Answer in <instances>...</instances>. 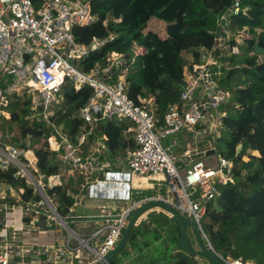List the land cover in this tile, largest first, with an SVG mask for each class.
Wrapping results in <instances>:
<instances>
[{
  "label": "trees",
  "instance_id": "trees-1",
  "mask_svg": "<svg viewBox=\"0 0 264 264\" xmlns=\"http://www.w3.org/2000/svg\"><path fill=\"white\" fill-rule=\"evenodd\" d=\"M37 3L43 0H35ZM96 20L75 26L78 42L89 44L94 38H106L98 50L77 60L82 71H90L97 64L105 67L107 56L117 51L124 56L119 71L128 69V94L137 103L152 98L158 125L171 104L180 100L187 65L201 62V51L210 49L222 33L217 18L234 0H90ZM242 10L230 17L231 37L227 47L217 56L226 55L227 68L218 75V88L225 100L222 125L216 129L214 144L223 156L233 161L232 178L219 184V196L210 202L203 229L214 250L226 261L241 258L254 264H264V60L255 52L256 43L264 48V0H242ZM165 21L166 35L148 27L152 18ZM111 36L114 38L111 39ZM240 39V41H239ZM239 46V53H231ZM185 54L191 55V60ZM264 57V56H263ZM91 88L79 89L69 81L63 85L58 102L44 106L34 115L32 102L26 93L8 96L4 108L9 118L0 115V130L5 140L22 148H34L37 165L46 176L60 172L63 163L49 144L52 129L47 120L62 130L77 144V136L88 128L79 116L86 105ZM123 121L108 120L88 135L81 148L84 155L97 135L107 136L106 145L114 155H126L135 147V140L124 132ZM83 162V160H82ZM16 169L0 168V183L11 185L23 201L31 200L33 189L15 175ZM77 176V173H76ZM77 185L85 182L77 176ZM71 189V190H70ZM78 187L56 184L48 188V195L56 198L57 211L70 221V209L75 204ZM149 195L143 192L142 195ZM141 195H134L138 199ZM144 215V214H143ZM142 217V216H141ZM149 227L138 222L130 232L127 243L111 260L136 254L130 264H198L196 256L178 247L180 223L166 210L150 220ZM158 232L154 240L145 236Z\"/></svg>",
  "mask_w": 264,
  "mask_h": 264
},
{
  "label": "built area",
  "instance_id": "built-area-1",
  "mask_svg": "<svg viewBox=\"0 0 264 264\" xmlns=\"http://www.w3.org/2000/svg\"><path fill=\"white\" fill-rule=\"evenodd\" d=\"M241 3L242 0H234L232 6L218 16L217 26L223 32L217 35L212 48L201 51V62L185 67L180 100L170 105L163 124L158 125L154 101L142 98L137 103L129 96L128 69L118 70L124 61L122 53L111 51L105 67L97 64L90 71H82L76 65L77 60L107 42L106 38H94L91 43L83 44L74 35L75 26L89 25L96 20L90 0H43L40 3L35 0H0V115L10 116L4 109L9 95L26 93V98L32 102L34 115L43 105L48 118L49 108L59 100L66 81L77 89L88 86L92 90L90 98L79 111L88 131L77 136V144L64 131L59 137L54 134L49 136V144L58 160L73 169L79 168L81 174L86 175L88 167L82 162L81 148L88 135L97 124L105 121H127L136 143L127 157L129 183L133 176H137L146 184L152 182L157 191L155 195L141 198L127 208L104 214L102 227L89 236L82 237L75 232L73 242L70 237L60 246H42L38 250L31 248L25 254L34 258L27 259L21 252V246L19 248L11 242L20 233V229L15 230V223H9L11 214L21 205V230H39L48 226V220L58 219L56 198L48 195V188L58 184L59 175L48 177L43 174L38 168L34 148L26 149L7 142L0 130V168L14 167L15 175L32 187L34 196L29 201H23L11 185L0 183V264H13L16 253H20V264H111L106 262V255L120 242L133 212L148 200L164 201L195 220L204 240L212 247L202 219L210 202L220 194L219 184L233 181V161L220 154L214 144L216 129L222 125L226 114L222 108L225 97L217 91V77L225 68L221 64L223 60L219 59L222 54L217 56V53L227 47L231 37L230 17L240 14ZM239 52V46H233L231 53ZM35 91L41 93L43 100H39ZM47 123L49 127L56 128L49 120ZM183 130L194 133L195 139L202 132L206 133L210 144L208 149L203 150L202 158L194 160L186 169L163 143L164 139L171 137L172 145L177 144V135ZM193 154H199L198 150L190 148L185 152L188 158ZM98 184L94 183L95 186ZM131 187L127 190L126 181L121 179L112 190L122 191L123 194L131 192ZM114 199L127 198L123 194L121 198L116 195ZM97 238L99 241L95 244ZM196 258L198 264H212L205 258ZM227 262L254 264L241 258Z\"/></svg>",
  "mask_w": 264,
  "mask_h": 264
},
{
  "label": "crops",
  "instance_id": "crops-1",
  "mask_svg": "<svg viewBox=\"0 0 264 264\" xmlns=\"http://www.w3.org/2000/svg\"><path fill=\"white\" fill-rule=\"evenodd\" d=\"M151 100H153L152 98H150ZM156 109V107H155ZM126 124V129H124V132L126 134H129L133 139H134V132L131 129L129 123L127 121H123ZM99 124H97V126L94 128V130H96V128L98 127ZM101 125V124H100ZM93 130V131H94ZM92 131V132H93ZM65 133V132H64ZM202 136V141L195 147L193 148L194 150H198L199 154H193L191 158H188L185 155V152L187 149L190 148H186L184 149V143L180 144L177 141V144L172 145V138H166L163 140V143L166 147H168L169 151L171 154H173L178 162L182 165L183 168L186 169V167L191 166V164L194 162V160L200 159L202 158V152L205 149H208L210 144H209V139L207 137V134L202 132L201 135L199 137ZM189 138L186 137L185 139L187 140ZM198 139V138H197ZM106 140H107V136L105 134L102 133H97L94 141L92 143H90L89 148L86 150L85 154L83 156V162L87 164L88 170L86 175L81 174L79 168H72L69 165L63 163V166L60 169L59 173H56L59 175V177L57 178L58 180V184H63L65 186H68L69 188L71 187H78L80 189L79 193L85 190L89 191V195L90 197H92L93 199L91 201H88L86 203H83L80 205H77V198L79 196V193L75 195V204L73 205V207L70 209V213L68 214V216H71L72 219L69 222L72 223H77L79 220H85V222H80V228H83L85 231L82 232H78L74 229H71L72 232H77L78 234H80L82 237H87L89 236L91 233L95 232L96 230H99L102 225H103V220H102V216L104 214H109L111 212H115L119 209H123V208H127L129 206H131L134 202L139 201L141 198H144L146 196H151V195H155L157 193L156 189L154 188V184L148 183L146 184L144 180H142L140 177L137 176H133L132 177V182L131 184V192H130V199H115L118 201H122V203L124 202L125 204H120V203H116V202H111L113 200H109L111 198H102L104 200L102 201H98L95 199H99L100 197H95L93 195L90 194V186L94 185V182H100V181H104L106 180V175L108 173L110 174H114L116 172H129V168L127 166V157H128V152L131 149L127 150L126 155H114L107 147L106 145ZM165 140H167L165 142ZM88 142V141H87ZM86 142V143H87ZM85 143V144H86ZM133 149V148H132ZM64 152V150H63ZM196 152V151H193ZM93 156V158H95L97 161V167L96 168H91V166H88V163L90 161V158ZM102 166V167H101ZM76 173L77 176H81L85 182L77 185V179H76ZM61 177V179H60ZM90 180V181H89ZM71 190V189H70ZM143 192H149V195H142ZM141 195L140 197H138V199L134 198V195ZM107 199V200H106ZM114 199V198H112ZM78 206H82L83 208H89L91 210H89L90 212H87L88 209L86 210H81L80 207ZM150 211L146 212L144 215H147ZM142 215V217L144 216ZM141 217V218H142ZM140 218V219H141ZM140 222V220H139ZM46 227H43L42 229L39 230H33L30 228L24 229V232H20L18 237L15 240H12V244L16 245V246H21L22 250L21 252L23 254L27 253V251H29L31 248L38 250L40 249L42 246H49V247H53V246H60L61 244H63L68 238H70L69 236L65 239L60 237V235H57L58 232H54V231H49L46 229ZM46 230V231H44ZM71 236V235H70ZM99 241V238H97L95 240V244ZM198 248V247H197ZM20 252V251H19ZM27 259H33V255L31 254H25ZM133 257V254L124 257L126 259L123 258V263H125V261H128V259H131ZM20 253H16L15 257L13 259V264H20Z\"/></svg>",
  "mask_w": 264,
  "mask_h": 264
},
{
  "label": "water",
  "instance_id": "water-1",
  "mask_svg": "<svg viewBox=\"0 0 264 264\" xmlns=\"http://www.w3.org/2000/svg\"><path fill=\"white\" fill-rule=\"evenodd\" d=\"M255 52L264 56V48L260 46L259 43H256ZM211 153H214V150H211ZM106 179L109 180L108 182L100 181L98 186L91 185L90 186V194L95 197L100 198H114L116 195L118 197L124 196L128 199L130 198V192L125 191L122 194V191L115 192L112 190L113 187L119 185V180L124 179L126 181V189H130V173H115L106 175ZM106 187L109 189L106 190ZM153 207H160L164 210L168 211L181 225L180 235L178 237V247L183 250H186L189 254L194 256L202 257L210 261L212 264H229L225 259H223L213 247H211L203 238L202 231L199 227V224L189 217L183 215L178 209L173 207L172 205L161 201V200H148L143 202L134 212L133 215L128 219V223L124 229L122 238L117 246L111 250L106 255V262H111V260L116 256L121 249H123L127 243L128 237L130 235L131 230L133 227L139 222L141 216L149 211ZM57 217L61 223L68 226L66 220L57 213ZM192 227L194 229L195 237L197 240V245L194 246L191 242V239L188 235L187 228ZM103 264V263H99Z\"/></svg>",
  "mask_w": 264,
  "mask_h": 264
},
{
  "label": "rangeland",
  "instance_id": "rangeland-1",
  "mask_svg": "<svg viewBox=\"0 0 264 264\" xmlns=\"http://www.w3.org/2000/svg\"><path fill=\"white\" fill-rule=\"evenodd\" d=\"M166 22L165 21H162V20H159V19H157V18H152V20L150 21V23H149V25H148V27L145 29V31L146 30H148L149 28H153V29H155V30H157L162 36H164V35H166ZM185 56H186V58H188V59H190L191 60V55L190 54H185ZM219 59H222L223 61L221 62V64H222V66H223V68H227V66H228V64H227V61H226V55L225 54H222L221 55V57L219 58ZM264 60V57L261 55L260 56V61H263ZM35 93L37 94V96H38V98H39V100H43L42 98H41V93H39L38 91H35ZM56 102H58V101H56ZM55 102V103H56ZM54 104V103H53ZM2 108V105H0V109ZM46 125H47V128L50 126L49 125V123H46ZM50 128V127H49ZM50 129H52L53 131H52V134H54V135H56V136H60V134H61V132L63 131L62 130V127H58V126H56V128H53L52 126H51V128ZM178 143H179V145L180 144H183L184 143V149H186V148H195L201 141H202V136L201 137H199L198 139H195V134L194 133H189L187 130H183L182 132H180L178 135ZM189 136V138L186 140L185 138L186 137H188ZM169 139H170V137H169ZM167 140H165V142H166ZM96 159L95 158H93V156L90 158V161H89V163H88V166H91V168L93 167V168H96L97 167V161H95ZM62 167H65V166H62ZM102 167V166H101ZM129 171V170H128ZM60 179H61V177H60ZM62 180V179H61ZM90 181V180H89ZM97 182V181H96ZM96 182H94V183H96ZM93 183V184H94ZM2 191V187L0 186V192ZM93 198L92 197H90V195H89V191L88 190H85V191H82V192H80L79 193V196H78V198H77V205H80V203L81 204H83V203H86L87 202V200L88 201H91ZM95 200H100V201H102V200H104V199H102V198H99V199H95ZM107 200V199H106ZM109 200H113V201H111V202H116V203H122V201H118V200H115V199H109ZM122 204H125L124 202L122 203ZM21 206V205H20ZM19 206V207H20ZM17 208V211L14 213V214H11V218H12V220H10L9 221V223H15V225H16V228H15V230H19L20 229V232H24L25 230H21V226H22V224H21V211L19 210L20 208ZM78 207H80L81 208V210H86V209H88V211L87 212H90L89 210H91V209H89V208H83L82 206H78ZM163 210V208H160V207H153V208H151L149 211V213L147 214V215H144L141 219H140V222H142V224H143V227H149L150 225H152V223H150V220H152V219H154L155 217H157L158 216V214L161 212ZM148 212V211H147ZM204 221V218L202 219V222ZM80 222H85V220H79L77 223H72V222H69L68 224H69V227L71 228V229H74V230H76V231H80V232H82V231H85L83 228H80ZM69 227H66L65 225H63L57 218H55V219H53V220H48V226H47V230H49V231H54V232H58V234L57 235H60V237H62V238H67L68 236L69 237H72V242L74 241V238H75V236H74V232H72V230L69 228ZM44 231H46V230H44ZM1 232L3 233L4 232V230H1ZM47 232V231H46ZM187 232H188V235H189V237H190V239H191V242H192V244L194 245V246H196V248L198 247V245H197V240H196V237H195V233H194V229L192 228V227H188L187 228ZM158 232L156 231V232H150V233H148L145 237L146 238H149V239H151V240H154V237H155V235L157 234ZM71 235V236H70ZM137 254V253H136ZM136 254H134L133 255V257L131 258V259H128V261H125V263H123V258H121L120 260H119V262H118V264H130V262H132V261H134V260H136V258H137V256H136ZM124 259H126V258H124Z\"/></svg>",
  "mask_w": 264,
  "mask_h": 264
}]
</instances>
